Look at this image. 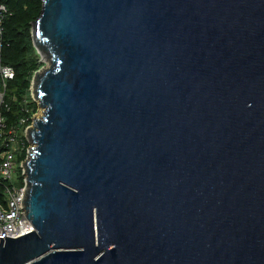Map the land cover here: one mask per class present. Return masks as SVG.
<instances>
[{"label": "water", "instance_id": "95a60500", "mask_svg": "<svg viewBox=\"0 0 264 264\" xmlns=\"http://www.w3.org/2000/svg\"><path fill=\"white\" fill-rule=\"evenodd\" d=\"M32 40L0 264H264V0H42Z\"/></svg>", "mask_w": 264, "mask_h": 264}, {"label": "trees", "instance_id": "16d2710c", "mask_svg": "<svg viewBox=\"0 0 264 264\" xmlns=\"http://www.w3.org/2000/svg\"><path fill=\"white\" fill-rule=\"evenodd\" d=\"M42 6V0H0V63L11 66L14 77L6 82L5 100L9 102L10 108L3 110L6 125L14 126L21 116L27 117L25 123L18 131V145L22 151L16 154L17 164L26 158L28 142L24 136V127L32 121V115L37 111L38 105L30 96V86L33 74L44 62L33 46L32 25L37 19ZM2 7V8H1ZM16 101L12 100V96ZM27 99L28 112L22 110L21 101ZM12 183L23 184L19 164L13 175ZM2 185H0V203L4 202L2 196Z\"/></svg>", "mask_w": 264, "mask_h": 264}, {"label": "built area", "instance_id": "2783aa9c", "mask_svg": "<svg viewBox=\"0 0 264 264\" xmlns=\"http://www.w3.org/2000/svg\"><path fill=\"white\" fill-rule=\"evenodd\" d=\"M1 19L2 17H0V31ZM13 77V68L0 63V185H2L1 192L4 199V202L0 203V237L3 240L5 239L4 236L16 238L34 230V227L25 216L26 213L25 215L23 214L26 212L24 211L25 208L23 210L26 184V174L23 164L27 158V154L31 146L27 138V128L30 126L32 121L30 124L24 127L23 131L24 136H26L27 142L29 144L26 148V158L24 161L18 163L21 169L23 184L17 185L12 183L13 175L18 166L16 162V154L19 152V150L22 151L21 149L23 148L22 143L21 146L18 145V131L20 126H22L27 120V117L21 116L14 126L8 127L5 123L3 110H8L10 108L9 102L5 100L6 82L11 80ZM12 100L16 101V97L14 95L12 96ZM21 103L23 104L22 110L24 113H27V99L24 98ZM34 117L36 116L33 114L32 120Z\"/></svg>", "mask_w": 264, "mask_h": 264}, {"label": "rangeland", "instance_id": "374dc122", "mask_svg": "<svg viewBox=\"0 0 264 264\" xmlns=\"http://www.w3.org/2000/svg\"><path fill=\"white\" fill-rule=\"evenodd\" d=\"M46 66H48V64H47V62L46 63H44V65L43 66H41L42 67V69H44V68H46ZM41 112V114H42V110L38 107V109H37V111L34 113V115L37 117V116H40L41 114H39ZM27 138H28V140H29V137H28V135H27ZM25 162V161H24Z\"/></svg>", "mask_w": 264, "mask_h": 264}, {"label": "clouds", "instance_id": "9594fccd", "mask_svg": "<svg viewBox=\"0 0 264 264\" xmlns=\"http://www.w3.org/2000/svg\"><path fill=\"white\" fill-rule=\"evenodd\" d=\"M30 88H31V86H30ZM31 94H32V92H31V89H30V96H31ZM32 97V96H31ZM33 99V98H32ZM34 100V99H33ZM35 101V100H34ZM36 102V101H35ZM37 103V102H36Z\"/></svg>", "mask_w": 264, "mask_h": 264}]
</instances>
